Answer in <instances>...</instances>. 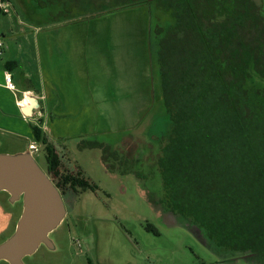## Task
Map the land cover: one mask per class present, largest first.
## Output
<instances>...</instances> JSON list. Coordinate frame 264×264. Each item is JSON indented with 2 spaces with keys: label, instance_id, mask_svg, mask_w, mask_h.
Returning <instances> with one entry per match:
<instances>
[{
  "label": "rangeland",
  "instance_id": "374dc122",
  "mask_svg": "<svg viewBox=\"0 0 264 264\" xmlns=\"http://www.w3.org/2000/svg\"><path fill=\"white\" fill-rule=\"evenodd\" d=\"M10 1L19 27L38 46L30 80L41 95L47 139L53 141L64 172H79L90 185L75 192L55 180L66 217L50 234L54 248L41 245L24 262L263 264L219 253L200 229L161 201L158 149L170 128L158 62V40L163 37L159 19L167 22L168 16L159 5L172 0ZM164 36L174 43L178 34ZM184 40L168 54L171 86L174 66L180 72L193 62ZM18 80L29 84L21 74ZM24 142L2 136L0 153L15 154ZM33 157L46 172L45 146L39 144ZM22 210V200L11 203L9 195L0 192V230L11 221L0 242L14 233ZM148 225L159 235L147 230Z\"/></svg>",
  "mask_w": 264,
  "mask_h": 264
},
{
  "label": "trees",
  "instance_id": "16d2710c",
  "mask_svg": "<svg viewBox=\"0 0 264 264\" xmlns=\"http://www.w3.org/2000/svg\"><path fill=\"white\" fill-rule=\"evenodd\" d=\"M259 3L172 0L159 5L168 16L167 22L159 19L156 32L163 33L158 62L170 129L157 161L161 201L171 213L191 221L219 253L264 264V13L253 7ZM172 31L178 34L174 43L164 36ZM181 38L193 62L180 72L173 65L171 86L169 56ZM33 133L45 146L52 182L59 179L75 192L89 189L79 172H64L42 124ZM147 230L159 235L152 225Z\"/></svg>",
  "mask_w": 264,
  "mask_h": 264
},
{
  "label": "water",
  "instance_id": "95a60500",
  "mask_svg": "<svg viewBox=\"0 0 264 264\" xmlns=\"http://www.w3.org/2000/svg\"><path fill=\"white\" fill-rule=\"evenodd\" d=\"M31 100L39 108L38 101ZM0 192L7 193L11 203L23 201L14 233L0 243V261L26 264L24 259L34 255L41 245L53 249L50 234L64 221L66 209L59 189L30 150L0 153Z\"/></svg>",
  "mask_w": 264,
  "mask_h": 264
},
{
  "label": "crops",
  "instance_id": "0c3cea01",
  "mask_svg": "<svg viewBox=\"0 0 264 264\" xmlns=\"http://www.w3.org/2000/svg\"><path fill=\"white\" fill-rule=\"evenodd\" d=\"M6 1L10 3L9 10L3 11L0 9V42L3 43V46L0 47V138L3 136L4 140L8 141L23 139L25 144L19 152H24L29 150L31 143H36L39 146L34 138V126L42 124L43 132L47 138H49L50 130L47 121H45V112L41 110V95L32 88L33 84L30 80L33 77L32 71L37 60L38 46L36 45V39H30L27 31L19 27L21 23L16 22L17 18L15 17L13 4L10 0ZM28 45L31 46V49H26V51L25 47ZM6 73L12 75L16 91L6 88ZM20 74L24 79L29 80V84L19 82L18 77ZM31 98L38 101L39 108L32 107L29 104ZM51 143L54 145L53 141ZM7 221H5L6 226L4 224L0 230L1 236L11 226V221Z\"/></svg>",
  "mask_w": 264,
  "mask_h": 264
},
{
  "label": "built area",
  "instance_id": "2783aa9c",
  "mask_svg": "<svg viewBox=\"0 0 264 264\" xmlns=\"http://www.w3.org/2000/svg\"><path fill=\"white\" fill-rule=\"evenodd\" d=\"M10 8V3L6 0H0V9L3 11H8ZM3 46V43L0 42V47ZM5 86L7 89L11 91H16V86L13 82L12 75L10 73H6L5 75ZM29 150L32 153L38 152L39 151V146L36 143H31L29 145Z\"/></svg>",
  "mask_w": 264,
  "mask_h": 264
},
{
  "label": "flooded vegetation",
  "instance_id": "af4514ba",
  "mask_svg": "<svg viewBox=\"0 0 264 264\" xmlns=\"http://www.w3.org/2000/svg\"><path fill=\"white\" fill-rule=\"evenodd\" d=\"M259 4H255L253 7L254 8H258L257 9V11L259 12H261V13H264V0H259ZM261 74H263L264 75V67H262V69H261ZM260 74V75H261ZM261 76V78H262V83H263V85H264V76ZM41 110H43L44 111V109L43 108H41ZM58 152V151H57ZM45 159H46V157H45ZM45 173H47V171L45 172ZM56 180V179H55ZM55 185V184H54ZM62 196V195H61Z\"/></svg>",
  "mask_w": 264,
  "mask_h": 264
},
{
  "label": "bare ground",
  "instance_id": "6f19581e",
  "mask_svg": "<svg viewBox=\"0 0 264 264\" xmlns=\"http://www.w3.org/2000/svg\"><path fill=\"white\" fill-rule=\"evenodd\" d=\"M29 104L33 107V106H35V101L30 99Z\"/></svg>",
  "mask_w": 264,
  "mask_h": 264
}]
</instances>
